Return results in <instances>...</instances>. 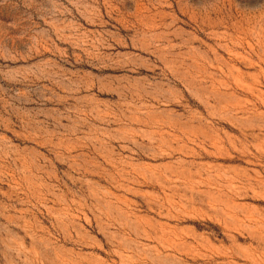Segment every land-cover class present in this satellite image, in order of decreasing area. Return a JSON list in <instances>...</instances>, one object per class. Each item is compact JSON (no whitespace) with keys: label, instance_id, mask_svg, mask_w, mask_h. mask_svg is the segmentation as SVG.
Returning <instances> with one entry per match:
<instances>
[{"label":"rangeland","instance_id":"rangeland-1","mask_svg":"<svg viewBox=\"0 0 264 264\" xmlns=\"http://www.w3.org/2000/svg\"><path fill=\"white\" fill-rule=\"evenodd\" d=\"M0 264H264V0H0Z\"/></svg>","mask_w":264,"mask_h":264}]
</instances>
